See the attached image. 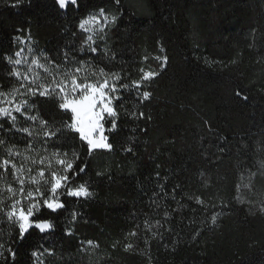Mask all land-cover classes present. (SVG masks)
Masks as SVG:
<instances>
[{
    "label": "trees",
    "instance_id": "obj_1",
    "mask_svg": "<svg viewBox=\"0 0 264 264\" xmlns=\"http://www.w3.org/2000/svg\"><path fill=\"white\" fill-rule=\"evenodd\" d=\"M15 2L0 0V91L20 86L6 57L22 40L45 63L63 64L67 54L68 67L90 61L129 84L140 69L159 75L141 88L149 100L134 88L119 93L117 128L105 132L111 151L88 156L78 139L59 134L47 145L49 153H79L76 163L87 164L86 174L72 186L86 183L94 194L76 198L62 190L65 208L40 213L54 223L51 232L33 229L19 240L15 226L0 224V242L16 253L0 264H264V0H77L67 9L56 0ZM101 8L110 20L92 53L79 24ZM23 99L35 105L30 115L38 111L50 124L68 119L54 97ZM133 112L144 116L133 119ZM0 125L6 141L0 157L16 145L36 158L24 152L26 133L5 131L6 120ZM23 127L38 130V122L17 114L16 128ZM39 146L37 140L33 147ZM5 179L13 183L10 173ZM214 212L221 213L215 224ZM129 243L132 250L125 249Z\"/></svg>",
    "mask_w": 264,
    "mask_h": 264
},
{
    "label": "snow or ice",
    "instance_id": "obj_2",
    "mask_svg": "<svg viewBox=\"0 0 264 264\" xmlns=\"http://www.w3.org/2000/svg\"><path fill=\"white\" fill-rule=\"evenodd\" d=\"M120 0H115L119 4ZM23 0H16L12 7H17ZM60 9H67L70 5L77 6V0H56ZM100 17L103 18L104 24L100 23V17L89 16L87 19L81 20L79 28L91 32L90 25H100L99 31L103 32L107 26L108 17L104 15V9L99 10ZM116 17L111 18V23H115ZM95 41L92 35H88L84 41V46L92 53L97 52V47L93 46ZM83 47V46H82ZM31 53V49H29ZM23 49L15 53L16 59L11 56L6 57L8 63L12 65H28V71L21 72L16 70L9 73L20 81V86L13 87L9 91H0V120H6L11 125V131L15 129L18 132L27 134L28 140L24 152H33L36 158L22 154L16 145L4 147L5 155L0 157V224L7 223L15 226L17 230V238L23 240L26 235H30L33 229L40 233L51 232L55 225L50 219L42 218L40 213L47 209L50 213L65 208V203L60 199L63 194L68 197L89 198L94 193L91 192L86 183L72 186V180L75 177L86 174V163L77 165L76 161L80 159L79 153L73 149L71 156L68 152H61L59 149L48 152L47 145L52 142L53 138L59 134V139L68 138L71 140L78 139L86 148L88 156H92L96 151H111L113 144L109 141L106 131H113L117 128V120L119 112L114 104L115 101H122L119 94L122 90L128 91L132 88L136 89L138 98L141 101L149 100L151 93L149 91H141L144 83L154 79L158 72L153 70L145 71L140 69L142 73L139 80L129 83L123 82V77L119 72H107L104 68L94 67L90 61H76L71 67L67 66L68 57L65 54V63H56L44 58L47 62L41 63L39 57H35L29 63L26 59H22ZM147 59V57H145ZM157 59H160L157 57ZM167 62V56L163 57L161 64ZM44 75L42 76L40 71ZM23 89V92H21ZM17 95L35 97L55 98L57 107L64 114L68 115L67 120L59 122V126H55L48 120L40 117L37 111L36 115H30L29 112L35 107L29 104L27 99L17 102ZM236 95L243 100L248 97L237 91ZM25 117L26 120L38 122V130L33 127L16 128L17 115ZM133 119L142 118L143 112L129 113ZM150 119V117H149ZM106 124L108 127L106 128ZM2 128V125H0ZM71 134V135H69ZM39 140V148H34L33 144ZM58 142V141H57ZM6 141L0 139V146H5ZM127 151H132L129 147ZM43 152L45 155H41ZM22 157L24 161L29 163H17L16 158ZM33 166L35 167V171ZM261 167H264L262 163ZM11 174L13 183L6 181V175ZM99 174V173H98ZM254 176L255 173H252ZM245 187H249L246 185ZM43 189V190H42ZM47 191V195H45ZM238 200L239 196L236 197ZM196 203L207 207L205 201L199 197L195 198ZM216 207V205H211ZM220 212H214L210 216L213 224L216 223ZM168 213H164V217H168ZM72 219H76V214H72ZM145 228L152 232V236L156 237L157 232L152 231L151 225L146 220ZM157 226L160 221H156ZM71 235V232L68 233ZM131 236L137 235L136 232L129 233ZM147 242V241H146ZM91 245L92 241H88ZM134 245L129 243L125 245L126 250H132ZM49 255L54 253L51 250H45ZM7 253V256L5 255ZM40 253L33 251V257H39ZM16 253L11 246H6L0 242V260L15 259Z\"/></svg>",
    "mask_w": 264,
    "mask_h": 264
},
{
    "label": "rangeland",
    "instance_id": "obj_3",
    "mask_svg": "<svg viewBox=\"0 0 264 264\" xmlns=\"http://www.w3.org/2000/svg\"><path fill=\"white\" fill-rule=\"evenodd\" d=\"M105 15V14H104ZM90 16V15H89ZM88 16V17H89ZM91 16H97V17H100V12H95V13H93V14H91ZM106 16V15H105ZM87 17V18H88ZM87 18H85V19H87ZM110 19L108 18V21H109ZM100 23L101 24H104V20H103V18L102 17H100ZM89 27H91L92 28V31L91 32H87L89 35H92L93 36V40H95V36H96V34L98 33V31H99V27H100V25H97V24H93V25H90ZM21 49H23V54H22V59H26L29 63L32 61V59L33 58H35V57H39L37 54H36V52H35V50H34V48L32 47V44L29 42V41H27V40H22V46H21ZM20 49V50H21ZM29 49H31V53H29ZM19 50V51H20ZM13 58V60L14 59H16L17 57L16 56H14V57H12ZM40 58V57H39ZM40 62L41 63H45L41 58H40ZM14 66V68L16 69V70H19V71H21V72H26V71H28V65L27 64H24V63H22L21 65H13ZM37 71H40V73H41V75L43 76L44 75V73H43V71L42 70H37ZM19 83H20V81H19ZM21 92H23V89H21ZM23 97L24 96H21V95H17V97H16V100H17V102L18 101H20V100H23ZM15 115H17L18 113H14ZM20 159H23L22 157H20ZM29 162L28 161H25V164L27 165ZM35 167H37V166H33V168H34V171H35ZM43 190V189H42ZM62 191V190H61ZM48 193H47V191H45V195H47Z\"/></svg>",
    "mask_w": 264,
    "mask_h": 264
}]
</instances>
